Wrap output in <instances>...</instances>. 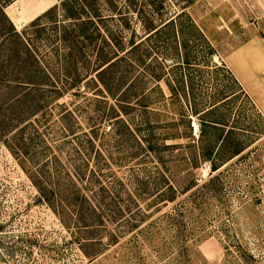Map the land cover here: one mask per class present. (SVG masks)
Instances as JSON below:
<instances>
[{
    "label": "rangeland",
    "instance_id": "obj_1",
    "mask_svg": "<svg viewBox=\"0 0 264 264\" xmlns=\"http://www.w3.org/2000/svg\"><path fill=\"white\" fill-rule=\"evenodd\" d=\"M0 4L21 32L0 43V264H264V118L223 62L264 0ZM98 43L123 57L119 118L92 80ZM209 120L244 144L213 171L181 154Z\"/></svg>",
    "mask_w": 264,
    "mask_h": 264
},
{
    "label": "trees",
    "instance_id": "obj_2",
    "mask_svg": "<svg viewBox=\"0 0 264 264\" xmlns=\"http://www.w3.org/2000/svg\"><path fill=\"white\" fill-rule=\"evenodd\" d=\"M50 10H47L46 13H48ZM38 18V16H36L35 18H33L31 20V22H33L34 20H36ZM7 22L9 25V30L7 31H3V27L0 26V43L2 44L3 42H7L8 43V51H12L15 50V38L18 37L19 38V34H21V32L16 31L14 29V27L11 25L10 21L7 19V17L5 16L3 10H2V5L0 4V23L2 22ZM85 21H81V23H84ZM171 23L173 26H175L174 24V19L169 18L167 21H165L163 24L165 23ZM154 27V28H153ZM153 29V30H152ZM84 30L85 29H81V31L84 34ZM148 30H150L152 32L158 30V27L155 28V26H151L148 28ZM148 32V31H147ZM149 33V34H150ZM11 37H15L14 40H12ZM68 37V34L66 35V33H64L63 35V39L66 40ZM103 41L105 42V39H103ZM132 44V40L130 41ZM105 44H107V41L105 42ZM137 43H135L136 45ZM98 47H95V62L96 65L94 67V77L92 78V80H94V82L97 84H100L103 88H105V90L108 92V94L110 96L113 97L114 100L117 101V103H119L121 108L118 107H114L113 105H111V110L112 113H110V116H114L115 118H119L118 112L119 111H124L125 106L126 105H122L121 102L123 104H126V98H128L129 92L132 93V90H128V88L126 86H121L122 83L121 81H119L118 79H114L113 75H112V71L115 65H117L118 61L120 59H123L122 55H116L114 54V56L110 55L108 52L109 50L105 49L106 47L103 44H99L98 43ZM134 45V44H133ZM134 45V46H135ZM115 51H112V53H114ZM110 55V56H109ZM27 58H29L28 56L26 58L22 59H16L15 61H13L10 57H8L7 59V65L10 68L13 67H19V69H27L29 68V70H31L32 68H35V66L32 64L31 60L36 61L35 59H33V57L31 58V60L27 61ZM185 64H187V59L185 58ZM6 62V61H5ZM23 80L22 81H26V82H32L31 80V76H24L22 77ZM182 78V79H181ZM181 80H183V83H186V76L185 74H183V76L180 77ZM182 83V85H183ZM171 94H175L174 91H172ZM183 98H185L187 100V92L184 91L183 93ZM178 97L182 98V96L178 95ZM210 107H213L212 109H210L209 111L213 110L216 107V104H211ZM208 110V109H206ZM112 114V115H111ZM117 116V117H116ZM207 125L210 126L212 129L216 130V133L214 135V137L210 138L208 142H204L203 139H201L199 137L198 142H195L194 144L192 142H187L185 144V147L182 149L181 154L183 155V159H186L188 161V163H191V159L196 160V163L204 160H208L210 162L209 164V170L213 171L217 168H219L224 162L228 161L232 156H234L235 154L239 153L243 147L244 144L243 142L240 141V139H234L232 138L231 134V129L227 128L224 129V124L221 122H216L213 120H209L207 122ZM202 131V128L200 129V132ZM149 147H151L149 145ZM152 148V147H151ZM156 151L154 149H152V153H155ZM215 161H211L212 159ZM193 163V164H194ZM213 176V175H210ZM197 183L195 182V180H193V177H190L188 184L181 186L177 185V189H179V191L181 192H186L188 190H190V188L194 185H196ZM195 188V187H194ZM162 195V192L161 194ZM86 226V225H85Z\"/></svg>",
    "mask_w": 264,
    "mask_h": 264
},
{
    "label": "crops",
    "instance_id": "obj_3",
    "mask_svg": "<svg viewBox=\"0 0 264 264\" xmlns=\"http://www.w3.org/2000/svg\"><path fill=\"white\" fill-rule=\"evenodd\" d=\"M223 62L264 118V24L231 48Z\"/></svg>",
    "mask_w": 264,
    "mask_h": 264
}]
</instances>
